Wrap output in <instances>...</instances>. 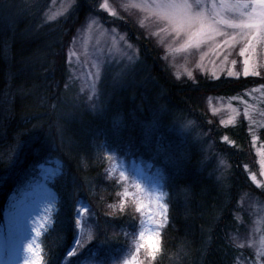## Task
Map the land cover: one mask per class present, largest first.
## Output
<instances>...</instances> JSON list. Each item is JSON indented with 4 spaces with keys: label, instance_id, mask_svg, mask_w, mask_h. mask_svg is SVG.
Returning <instances> with one entry per match:
<instances>
[{
    "label": "trees",
    "instance_id": "16d2710c",
    "mask_svg": "<svg viewBox=\"0 0 264 264\" xmlns=\"http://www.w3.org/2000/svg\"><path fill=\"white\" fill-rule=\"evenodd\" d=\"M17 3L0 0V208L11 188L37 179V165L58 160L60 172L50 184L56 197L54 222L42 239L41 264H59L69 248L78 252L71 223L77 202L92 214L96 208L111 212L117 229L113 231L134 224L123 207L122 211L118 207L120 213L107 207L118 188L106 180L110 163L106 152L119 155L128 148L137 159L160 171L167 196L161 245L151 264H240L241 259L247 260L249 253L231 235L243 228L236 226L237 202L245 192L255 190L243 168L245 159L254 164L248 128L241 119L222 126L206 109L203 98L225 97L257 82L234 84L206 76L179 80L167 70L152 42L132 30L134 34L127 33L137 43L141 58L133 77L112 88L101 80L104 102L97 117L79 112V100L77 108L73 101L71 112H62L61 102H66L71 90L65 87L58 55L51 53L62 52L60 32H47L46 25L38 28L30 11L24 15L16 11ZM93 3L76 0L68 16L82 20L85 7ZM179 120L205 134L204 143L212 144L215 151L205 153V144L193 140L191 132L180 133ZM260 137L264 144L262 130ZM218 158L228 163L224 178L216 172Z\"/></svg>",
    "mask_w": 264,
    "mask_h": 264
},
{
    "label": "rangeland",
    "instance_id": "374dc122",
    "mask_svg": "<svg viewBox=\"0 0 264 264\" xmlns=\"http://www.w3.org/2000/svg\"><path fill=\"white\" fill-rule=\"evenodd\" d=\"M17 1L16 11L21 15L25 14V10L30 11L37 20L38 28L46 25L47 32L55 29L60 32L59 50L62 49V52L60 55L59 51L58 54L57 51L51 53L54 57L58 55L57 63L58 66L62 64L65 87L71 90L66 102H61L62 112H71L73 101L77 108L79 100L83 109L79 112L97 117L104 102L100 83L107 82L111 88L123 86L133 77L141 58L137 43L127 33H133L132 30L152 42L167 70L179 80L189 81L197 76H206L209 80H230L234 84L244 83V80L257 82L225 97L205 96L203 103L222 126L233 125L239 119L247 125L254 164L245 159L243 168L255 190L245 192L237 202L234 210L236 226L239 228L242 225L243 228L231 236L240 248L249 253L248 259H241L240 264H264V144L260 139L261 130L264 133V33L245 29L248 34L241 35L239 27L221 24L223 35H215L198 47H182L187 37L183 33L177 36L169 21L156 14L152 5L158 0H94L92 5L85 7L86 16L79 21L74 16H68L76 0ZM90 1L92 3L93 0ZM188 2L196 4L197 0ZM236 3L237 0H199L200 8L217 20L237 24L248 21L252 8L237 10L224 7ZM255 10L257 14L262 11L258 5ZM245 11L248 14L241 16V12ZM245 60L257 74L250 72L245 76ZM45 70L48 71L44 68L43 73ZM57 85L59 82L53 84ZM177 126L180 133L189 131L193 140H198L200 144L205 142L206 135L195 129L192 123L179 120ZM204 144L205 153L215 151L212 144ZM120 152L128 158L116 152H106L110 161L107 163L109 174L106 180L112 181L118 188L107 207L113 210L112 213L116 209L120 213L123 207L130 217L133 216L134 224L113 231L117 229L114 228L115 218L111 212L96 208L92 214L81 202H77L71 223L78 234L75 247L79 245V249L77 253L74 250L69 253L74 264H151L159 252L160 232L165 225L167 209L160 171L149 163L142 166L134 160V153L129 148ZM207 154L204 157L206 160ZM215 163L216 172L222 173L224 178L228 163L221 158ZM37 170L41 172L42 182L12 200L0 219V264L40 262L41 238L54 222L55 199L44 182L52 181L59 174L60 163L56 159L46 160ZM100 218L105 222H101ZM149 238L153 240L151 247Z\"/></svg>",
    "mask_w": 264,
    "mask_h": 264
},
{
    "label": "snow or ice",
    "instance_id": "6c2138e0",
    "mask_svg": "<svg viewBox=\"0 0 264 264\" xmlns=\"http://www.w3.org/2000/svg\"><path fill=\"white\" fill-rule=\"evenodd\" d=\"M257 5L262 9L259 14L255 10V6ZM224 7L237 10L252 8L253 11L251 14L246 13V11L241 12V16L248 14L250 15V19L237 24L220 21L215 16L206 14L200 8L199 0H197L196 4L189 3L188 0H158V2L152 5L157 15L169 21L177 36L183 33L187 37L182 47H198L205 40H211L215 35H223L221 24H226L227 27H239L242 30L241 35L248 34L244 31L245 29L264 33V0H246V2L237 0L236 4L225 5ZM198 8L200 10H197ZM241 54L243 55V53ZM244 63L245 76L249 75L250 72L253 75L257 74L255 68H249L247 60ZM148 244L150 247L153 245L152 238L148 239Z\"/></svg>",
    "mask_w": 264,
    "mask_h": 264
}]
</instances>
